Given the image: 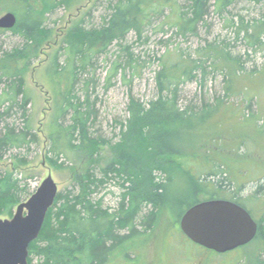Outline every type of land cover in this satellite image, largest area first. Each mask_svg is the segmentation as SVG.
Wrapping results in <instances>:
<instances>
[{"label": "trees", "instance_id": "trees-1", "mask_svg": "<svg viewBox=\"0 0 264 264\" xmlns=\"http://www.w3.org/2000/svg\"><path fill=\"white\" fill-rule=\"evenodd\" d=\"M80 1L0 0L1 9H5V3H12L8 11L15 12L18 18L15 28L0 31H12L24 39L23 45L6 51L0 58V85H4L0 93V160L9 152L30 150L33 144H40L39 134L29 123L33 98L27 91V74L39 60L42 46L53 38L48 16L60 6L69 8ZM237 1L118 0L110 5L111 14L100 25L86 27L78 23L63 34L59 52L44 68L53 99L46 123L45 161L54 169L69 170L72 186L59 191L39 238L30 245L28 264H135L140 258L141 243L160 237L165 244L167 232L175 225V234L184 237L180 220L185 213L181 209L186 206L182 203L175 222L171 220V206L167 207V189L177 175L183 182L197 183V193L207 199L230 200L244 207L259 224L256 240L263 250L264 216L257 218L259 208L255 202L264 193V185L258 186L250 197V207L242 201L241 189L233 188L225 176L228 163L212 155L204 145L209 136L218 138L217 134L222 133L221 113L241 107L239 102L243 105L257 99L251 93L257 89L252 84L264 80V67L248 71L244 58L234 53L229 44L206 41L189 52L180 45L170 46L169 40H161L166 50L158 59L157 98L145 106L130 97L129 118L121 124L118 141L92 133L98 113L88 92L97 85L93 78L97 60L114 43L128 52L127 67L136 70L137 60L130 46H123L130 34L142 40L149 29H155L164 35L173 31L188 40L198 36L200 27L207 26L212 9L223 14ZM239 19L231 22L236 26L238 39L243 34L249 47L264 51V12L259 19ZM119 61L107 72V89L120 71ZM214 73L223 76L225 94L216 95L201 107L182 108L181 86L199 78L204 86L206 78ZM78 86L85 91L83 99ZM234 96L242 97L235 106L229 100ZM19 117L23 126L17 124ZM239 118H255L259 122V115L242 114ZM105 147L110 155L101 166ZM12 159L16 163L14 169L0 174V218H12L17 206L32 195L28 182L31 174L17 172L30 164L28 156L17 153ZM195 161L200 162L194 170L191 163ZM111 185L119 188V201L116 207H105L99 195ZM195 204L187 203V209ZM257 259L264 264L260 254Z\"/></svg>", "mask_w": 264, "mask_h": 264}, {"label": "rangeland", "instance_id": "rangeland-1", "mask_svg": "<svg viewBox=\"0 0 264 264\" xmlns=\"http://www.w3.org/2000/svg\"><path fill=\"white\" fill-rule=\"evenodd\" d=\"M117 1L81 0L69 8L60 6L53 14L48 16L47 25L54 30L53 38L42 46L39 60L34 62L27 74V91L33 98V103L29 106V123L32 130L39 134L40 144H33L30 150L23 149L9 152L3 160H0L1 174L2 172L12 171L16 166L15 161L12 159L14 154L21 153V155L26 154L28 156L30 164L24 170L22 168V170L17 169V172L24 171L31 174L28 182L32 194L50 174L58 184L59 191H64L72 186L69 170L54 169L45 161L46 123L49 120L53 99L44 68L51 58L59 52L62 46L63 34L70 27L78 23H83L86 27L100 25L104 18L111 14L110 5L115 4ZM4 5L5 9L0 8V17L12 12L8 11L12 3H5ZM263 12L264 0H260L259 3L238 0L223 14H217L212 9L206 20L207 26L200 27L198 36L188 40L176 36L173 31H169L164 35L156 32L155 29H149L142 40L132 33L127 37L123 46H130L137 60L136 70L127 67L128 52L121 51L120 45L114 43L108 53L97 60V71L93 75L97 85L90 87L88 92L98 113L96 125L92 131L94 136H103L109 141H118L122 130L121 124H126L129 118L128 105L130 97L138 99L145 106H149V103L157 98L156 74L160 69L158 59L166 50V44L161 43V40H169L170 46L180 45L189 52L205 45L206 41L229 44L234 53H238L244 58L248 71L254 67L262 69L264 67V51H256L249 47L243 39V34L238 39L236 26L231 25V22L240 20V17H243L246 21L259 19ZM224 41L225 43H223ZM23 44L24 39L20 35L14 34L12 31H0V58L3 57L6 51ZM119 59L122 66L118 75L113 78L112 86L107 89V72ZM252 85V87H257V89L255 88L256 91L251 92L257 95V99L252 103L242 105L239 102L242 97L234 96L230 98L229 100L234 106L239 102L241 107L232 108L225 114H220L222 116L221 123L224 126L222 133L217 134L218 138L213 135L209 136V141L204 145L212 155L223 158L222 160L228 163L227 165L230 167L225 168L227 170L225 176L227 175L226 177L233 183V188L235 187L236 190L241 189L242 201L250 207L252 206L250 197H253V193L259 189L258 186L264 185V80L260 82L258 79L257 84ZM223 86V76L219 73L210 74L204 81V86H201L200 78L197 81L187 82L181 86L179 91L180 106L182 108L190 105L201 107L203 103L213 100L216 95H224ZM81 88L78 86L79 94L82 95L83 99L85 91H81ZM3 89L4 85L2 84L0 85V93ZM245 106L247 107L246 112H244ZM233 114L236 117L233 118ZM242 114L246 116L248 114L259 115V122L257 123L255 118L240 120L239 117H242ZM19 119L20 117L17 124L23 126V121ZM12 120L14 119L12 118ZM197 146L201 148L199 143ZM109 153V148L105 147L102 153L101 166L105 165V157H108ZM199 162L191 163L194 170ZM208 171L205 170L204 172ZM160 175L158 173L159 177ZM185 181L187 185L184 183ZM184 182L181 181V176L177 175L176 181L167 189V199H169V206L167 207L170 208L171 206L172 222H175L180 214V209L183 207L182 203L186 207L181 210L184 209V212H186L188 210L187 203L191 205L195 204L196 201L209 200L204 194L197 193L195 189L197 186L194 185L197 183L192 182L190 184L187 180H184ZM233 188H231L232 191ZM119 195V188L111 185L99 195V199L104 201L105 207H116ZM263 195L264 193L255 202L259 208L256 212L258 219L264 216ZM177 230L178 225L171 227V230L167 232L165 244L161 243L160 237L156 236L151 243L146 241L141 243V248H139L140 258L135 264H259L257 259L259 254L261 260L264 261V248L262 250L259 240L255 239L252 243L233 252L218 254L193 243L185 236L176 235L175 232L178 234ZM164 247H166V250H164Z\"/></svg>", "mask_w": 264, "mask_h": 264}, {"label": "water", "instance_id": "water-1", "mask_svg": "<svg viewBox=\"0 0 264 264\" xmlns=\"http://www.w3.org/2000/svg\"><path fill=\"white\" fill-rule=\"evenodd\" d=\"M16 25L14 13L0 17L1 30H12ZM58 194L59 186L50 174L17 206L12 218H0V264H28L30 245L39 238ZM180 228L193 243L226 254L252 243L259 224L241 205L209 199L190 207L180 220Z\"/></svg>", "mask_w": 264, "mask_h": 264}, {"label": "flooded vegetation", "instance_id": "flooded-vegetation-1", "mask_svg": "<svg viewBox=\"0 0 264 264\" xmlns=\"http://www.w3.org/2000/svg\"><path fill=\"white\" fill-rule=\"evenodd\" d=\"M256 220V219H255Z\"/></svg>", "mask_w": 264, "mask_h": 264}]
</instances>
